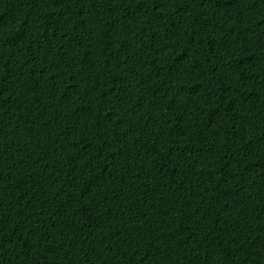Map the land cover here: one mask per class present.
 Instances as JSON below:
<instances>
[{
  "label": "trees",
  "instance_id": "trees-1",
  "mask_svg": "<svg viewBox=\"0 0 264 264\" xmlns=\"http://www.w3.org/2000/svg\"><path fill=\"white\" fill-rule=\"evenodd\" d=\"M0 264H264V0H0Z\"/></svg>",
  "mask_w": 264,
  "mask_h": 264
}]
</instances>
